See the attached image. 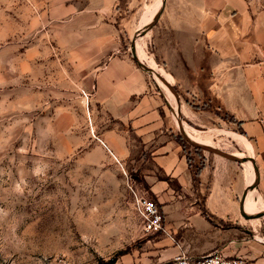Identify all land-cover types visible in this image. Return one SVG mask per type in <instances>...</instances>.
<instances>
[{
	"label": "rangeland",
	"instance_id": "1",
	"mask_svg": "<svg viewBox=\"0 0 264 264\" xmlns=\"http://www.w3.org/2000/svg\"><path fill=\"white\" fill-rule=\"evenodd\" d=\"M162 1L121 0L119 7H129L121 14L129 12L137 25L135 36L145 27L144 16ZM245 1L264 10V0ZM44 11V0H0V264H149L153 242L161 235L144 233L128 188L145 192L137 163L141 152L125 150L123 132L129 129L116 126L106 113H92L91 63L76 54L75 35L51 34ZM150 35L151 30L137 35L144 41L142 59L136 54L164 78ZM130 41L125 39L124 50L131 56ZM150 81L176 113L169 87L155 75ZM171 90L179 94L176 87ZM179 100L185 112L175 117L185 133L222 152L250 157L228 116L184 95ZM185 102L196 117L187 113ZM176 133L196 165L203 156L229 161ZM229 163L237 174L247 175V165L253 171L250 162ZM249 206L258 208V203ZM261 229L251 251L257 260L264 255L256 248L264 246ZM237 256L244 264L254 260Z\"/></svg>",
	"mask_w": 264,
	"mask_h": 264
},
{
	"label": "crops",
	"instance_id": "2",
	"mask_svg": "<svg viewBox=\"0 0 264 264\" xmlns=\"http://www.w3.org/2000/svg\"><path fill=\"white\" fill-rule=\"evenodd\" d=\"M120 4L44 0V14L51 34L75 35L76 54L83 53L91 63L92 113H106L116 126L129 129L123 132L125 150L141 152L140 183L173 236H158L149 264L165 263L180 252L197 258L215 251L264 264V255L257 260L251 252L256 233L260 228L264 232V216L245 219L239 209L253 177L248 183L246 174H237L234 165L222 159L203 156L196 165L184 153L177 139V112L124 50L125 39H132L138 29L129 12L121 14L129 8L128 0L126 7ZM157 23L150 44L165 80L178 90V115L185 112L179 100L184 95L235 121L251 153L247 158L257 169L256 187L250 192L258 208L249 209L247 199L246 207L260 210L248 212L244 203V212L264 213V10L253 9L245 0H166ZM185 103L187 113L196 117Z\"/></svg>",
	"mask_w": 264,
	"mask_h": 264
},
{
	"label": "built area",
	"instance_id": "3",
	"mask_svg": "<svg viewBox=\"0 0 264 264\" xmlns=\"http://www.w3.org/2000/svg\"><path fill=\"white\" fill-rule=\"evenodd\" d=\"M101 144H103L101 142ZM106 148V146L103 144ZM132 196L133 210L142 222L146 235H163L173 240L171 232L166 228L159 206L147 198L144 192L128 185ZM264 245V240L262 241ZM162 264H244L240 257H226L219 251L211 252L201 257L193 258L185 252H180Z\"/></svg>",
	"mask_w": 264,
	"mask_h": 264
},
{
	"label": "water",
	"instance_id": "4",
	"mask_svg": "<svg viewBox=\"0 0 264 264\" xmlns=\"http://www.w3.org/2000/svg\"><path fill=\"white\" fill-rule=\"evenodd\" d=\"M165 3H166V0H163L162 1V4H161V7L159 9V11L155 14V16L153 17L152 21L147 24L143 29L142 31L137 34L139 37H143L147 32H149L153 26L157 23L164 7H165ZM136 36H134L132 39H131V43H130V51H131V56H132V59L135 61V63L143 70L145 71L149 76H156V77H160L162 79V81L164 82V84L169 87L168 89L171 91V93L174 94L176 100H177V103L178 102V95L173 92L171 90V86L169 85V83L165 80V78L161 77V75H159L157 72H155L151 67H147L137 56L136 54ZM180 111L178 110L177 108V115ZM180 125H181V122L180 120H178ZM179 131H180V134L182 135V137L184 138V140L188 141L192 146H194L195 148H198V149H202L204 151H207L209 153H213L215 155H218L220 157H223L229 161H233V162H236V163H239V164H242V163H245V162H250L251 165H252V168H253V171H254V180L253 182L251 183V185H249V187H247V189L244 191L243 195L241 196V199H240V203H239V209H240V213L241 215L245 218V219H258V218H261L264 216V213H257L255 215H252V216H248L245 214L244 212V203H245V200H246V197H247V194L250 190H253L255 189L256 185V180H257V169H256V165H255V162L252 158H240V157H237L233 154H229V153H226V152H222L220 150H217V149H214L212 148L211 146H208V145H205V144H201V143H197L195 141H192L187 133H185L184 129L182 127L179 128Z\"/></svg>",
	"mask_w": 264,
	"mask_h": 264
},
{
	"label": "bare ground",
	"instance_id": "5",
	"mask_svg": "<svg viewBox=\"0 0 264 264\" xmlns=\"http://www.w3.org/2000/svg\"><path fill=\"white\" fill-rule=\"evenodd\" d=\"M157 4V3H156ZM161 4H162V2H160L159 3V6L153 11V12H150L148 15H146V16H144V18L142 19V21H141V24L142 25H147V24H149L151 21H152V19H153V17L155 16V14L159 11V9H160V7H161ZM158 5V4H157ZM143 38H140V39H138V41H137V39H136V51L138 52V56L140 57V59H142V56H141V50H142V45H143ZM151 68L155 71V72H157L158 74H160L161 76H163L161 73H159L156 69H155V67L154 66H152L151 65ZM161 83V85L165 88V84L163 83V82H160ZM164 85H163V84ZM167 89V88H166ZM168 91V90H167ZM168 93H170L169 91H168ZM170 97H171V99H173L172 98V96L170 95ZM169 97V98H170ZM173 101V100H172ZM174 103V102H173ZM175 107V106H174ZM187 135H188V137L192 140V141H195V142H197V143H201L199 140H198V138H196V137H194V136H192V135H190V134H188L187 133ZM202 144V143H201ZM246 169H247V182L249 183L250 181H251V179H252V177H253V171H252V169H251V167L250 166H246ZM255 194H254V192H248V194H247V196L248 197H246V199H247V207L249 208V203H250V201H253V196H254ZM256 196V195H255ZM259 204V203H258ZM247 207H246V200H245V209H247ZM250 209V208H249ZM254 210H256V209H253V210H248L247 209V211L248 212H254Z\"/></svg>",
	"mask_w": 264,
	"mask_h": 264
},
{
	"label": "trees",
	"instance_id": "6",
	"mask_svg": "<svg viewBox=\"0 0 264 264\" xmlns=\"http://www.w3.org/2000/svg\"><path fill=\"white\" fill-rule=\"evenodd\" d=\"M229 119H230V122H235V121H233V119H231V118H229ZM197 174H198V170H196L195 177L197 176ZM203 213L205 214V216H206L209 220L212 219V216L208 213V211H207L205 208L203 209Z\"/></svg>",
	"mask_w": 264,
	"mask_h": 264
}]
</instances>
